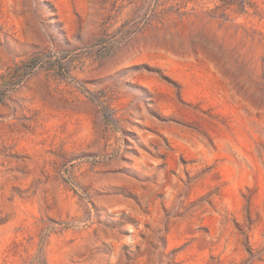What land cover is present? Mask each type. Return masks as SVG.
Segmentation results:
<instances>
[{
    "label": "rangeland",
    "instance_id": "1",
    "mask_svg": "<svg viewBox=\"0 0 264 264\" xmlns=\"http://www.w3.org/2000/svg\"><path fill=\"white\" fill-rule=\"evenodd\" d=\"M0 264H264V0H0Z\"/></svg>",
    "mask_w": 264,
    "mask_h": 264
}]
</instances>
